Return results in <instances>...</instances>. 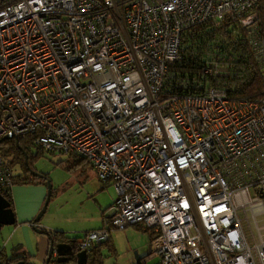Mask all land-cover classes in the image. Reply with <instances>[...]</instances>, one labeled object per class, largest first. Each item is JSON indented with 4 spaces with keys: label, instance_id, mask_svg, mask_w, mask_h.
<instances>
[{
    "label": "built area",
    "instance_id": "obj_1",
    "mask_svg": "<svg viewBox=\"0 0 264 264\" xmlns=\"http://www.w3.org/2000/svg\"><path fill=\"white\" fill-rule=\"evenodd\" d=\"M254 2L0 0V137L84 157L114 190L77 249L139 224L153 264H264V236L249 241L237 214L264 211V87L256 99L216 85L161 95L181 33L226 13L264 65ZM11 175L0 154V186Z\"/></svg>",
    "mask_w": 264,
    "mask_h": 264
},
{
    "label": "trees",
    "instance_id": "obj_2",
    "mask_svg": "<svg viewBox=\"0 0 264 264\" xmlns=\"http://www.w3.org/2000/svg\"><path fill=\"white\" fill-rule=\"evenodd\" d=\"M249 11L256 14V30L264 39V0H255ZM239 17L240 15L236 13H226L220 20H207L195 24L181 33L179 45L181 59L169 65L168 76L162 83V96L173 91L198 93L207 85H216L222 88L231 98L256 99L260 96L264 87L261 65L250 50L249 31L239 24ZM208 67L216 68L215 73H205L204 69ZM31 138L32 136L28 135H17L0 140V154L5 156L7 161L18 163L20 167L18 173L11 175V183L40 181V178L26 172L24 164V153L28 165H31V162L37 157L38 151H40L38 148L35 153L31 152L32 146L37 148ZM69 155L73 156V154ZM80 158L78 159L80 160ZM71 164L69 162V165ZM43 174L46 176L45 172ZM0 194L9 202L11 208L9 187L0 186ZM139 226L147 232L149 237V230ZM44 232L50 240H61V237H64L74 247L73 239L64 236L62 231L44 230ZM89 254L94 258L98 256L97 252H93V250ZM2 257L0 264H9L20 256L14 255L4 258L5 256L2 255ZM54 264L59 263L54 262Z\"/></svg>",
    "mask_w": 264,
    "mask_h": 264
},
{
    "label": "rangeland",
    "instance_id": "obj_3",
    "mask_svg": "<svg viewBox=\"0 0 264 264\" xmlns=\"http://www.w3.org/2000/svg\"><path fill=\"white\" fill-rule=\"evenodd\" d=\"M260 70L264 74V65L260 66ZM36 151L37 149L32 146L31 152L35 153ZM69 162H72L71 157L68 159L63 153L38 151L37 157L34 159L33 167L45 172L51 185L50 192L52 189V194L41 215V220L51 221L58 226L65 227L67 234L74 235L83 229L101 225V216L100 210H97L91 202L92 198L88 199L86 197L87 193L90 194L93 192V189L89 187L88 183L90 179L84 182L82 181L83 177L86 176L92 177L93 181L96 180L90 165L87 162H83L82 165L78 164L73 168L70 165V167L66 168ZM11 166L13 172L18 173V163L13 162ZM43 184L45 186V182ZM106 188L111 187L107 186ZM102 195L105 198V195ZM249 210L250 207L245 205L244 208H238L237 214L242 218L241 226L247 239L255 242L257 241L256 224L252 222L253 217ZM254 217L258 224L264 223V215L257 210L255 211ZM250 218H252V221ZM11 227H13L12 224L0 226V240H8L11 234ZM250 230L252 231L253 238H251L252 234ZM262 233L264 235V230ZM14 237L15 234L7 242V245H5L7 252H9L10 242L14 240ZM110 239L115 250L109 251L105 247H102L101 253L104 263L133 264L135 261L134 252L141 256L142 261L144 259L143 255L148 251L147 232L142 230L139 225L128 224L121 228H112L110 230ZM155 261L156 257H149L139 264H153ZM38 262L41 264L43 260L41 259Z\"/></svg>",
    "mask_w": 264,
    "mask_h": 264
},
{
    "label": "crops",
    "instance_id": "obj_4",
    "mask_svg": "<svg viewBox=\"0 0 264 264\" xmlns=\"http://www.w3.org/2000/svg\"><path fill=\"white\" fill-rule=\"evenodd\" d=\"M36 147H37L36 149L38 150L39 147L38 146H36ZM42 151H47V150H43L40 148V152H42ZM47 152L54 153L51 151H47ZM63 154L66 155V157L68 159H69V157H71L72 168L75 165H78V164L82 165L83 162H87V160L84 157H82V158H84L85 160L81 159L80 158L81 156L78 157L79 155H77V154H74V153H63ZM69 154H73V156L69 155ZM78 158H80V160ZM26 161H27V159H26ZM8 162H9V164L12 165V163L9 160H8ZM33 163H34V161L31 162V166H33ZM27 165H28V163H27ZM28 166L31 169H33V167H31L30 165H28ZM68 167H70V165ZM68 167H66V168H68ZM90 167H91V165H90ZM91 169H92V167H91ZM33 170L41 173L44 177L36 176V177L40 178L39 179L40 181L33 182V183H30V182H28V183H15V182L11 183L10 182V184L8 186L11 201H12L11 210L13 211L15 219H14V222L12 223L13 227H11V230H10L11 234H10L8 240H4V241H3V239L0 240V262H1V258H3L2 255L5 256L4 258L9 257V256L18 255L20 257H18V259L12 260L11 262L17 261V260H22L23 264H25V263H27V264H39L38 261L41 259L44 260L45 255L47 253L49 238L47 237V235L44 232H41V231L38 232L36 230H33L32 225H31L32 218L35 216V214L39 210V208L42 204V201L44 199V196H45L46 184L44 186L43 183L45 182L44 179L47 178V176H45L43 174L44 172L42 170H38L35 167ZM18 171H20V167L18 168ZM92 171L94 173V177L96 180L93 181L92 177L86 176V177H83L82 181L84 182L85 180L90 179V181L88 183H89V187L93 189V192H91L90 194L87 193L86 197L88 199L92 198L91 202L93 203V205L96 207L97 210H100V216H101L100 224L102 225V216H103V214H105L106 208H108L110 206V204L112 203V201L114 199V190H113V187L111 186L110 183L101 182L99 180V178L97 177V175L95 174L93 169H92ZM26 172L30 173L27 170V168H26ZM13 174H14V172L12 170V175ZM107 186H110L111 188H106ZM102 194L105 195V198H103ZM49 197H50V195H49ZM249 211L252 214L251 210H249ZM258 212H260L264 215V211L260 210ZM41 215L39 216V218L35 222V226H37V228H40L43 230L62 231L64 236H69L72 239L74 236H76L77 234L80 233L79 232V233L74 234V235L73 234L69 235L65 232V230H67V229H65V227L58 226L51 221L41 220L42 219ZM238 217L240 219V225H241L242 218L239 215H238ZM250 220L252 221V218H250ZM252 222L254 224H256L255 228H256L257 240H258L259 236H264L262 233V231L264 230V223L258 224L256 222V219L254 216H253ZM5 225H10V224H5ZM101 225H99L97 227L83 229L82 231L93 229V228H99ZM113 228H115V227H113ZM241 229H242V226H241ZM16 231H18V232H16ZM242 232H243V230H242ZM250 232L252 234L251 230H250ZM14 234H15V237L13 238L14 240L12 242H10L9 252H7L5 250V245H7V242L10 241V239L12 238V236ZM244 235H245V233H244ZM251 238H253V234H252ZM56 241L69 242L70 243V241H68L64 237H61V240L57 239ZM102 247H105L109 251L115 250L114 245L112 244L111 239H110V231H109V239H107V240H105L99 244H93V245H91V247L88 250H85V252L87 254V261L89 263L96 264L95 260L97 259L98 261H100L99 262L100 264H112V263H104L103 262V259H102L103 255L101 253ZM74 248H76L75 244H74ZM92 250H93V252H97L98 256L95 257L96 259L94 258V256H91V254H89V252H91ZM135 253L136 252H134V254ZM49 260H48L47 264H54V262L59 263L55 260V254L54 253H53V255H51ZM137 260L138 261L136 262V260H135L133 264H139V263L145 261V259L141 261V256H139L138 254H137ZM11 262H9V263H11ZM41 264H43V262H41ZM59 264H61V263H59Z\"/></svg>",
    "mask_w": 264,
    "mask_h": 264
},
{
    "label": "water",
    "instance_id": "obj_5",
    "mask_svg": "<svg viewBox=\"0 0 264 264\" xmlns=\"http://www.w3.org/2000/svg\"><path fill=\"white\" fill-rule=\"evenodd\" d=\"M7 137H9V136H7V135L2 136V137H0V140L3 138H7ZM23 158H24V164L26 165L27 170L32 175L44 177L41 173L31 169L27 165L25 153H24ZM44 180H45V184H46L45 196H44V199L42 201V204H41L39 210L37 211L35 216L32 218V222H31L32 229L36 230L38 232H40V231L44 232L43 229L37 228V226H35V222L37 221L39 216L43 213V211L46 207V204L48 202L49 195H50V188H51L49 179L45 178ZM14 219H15L14 214H13V211L11 210V208L9 207V202L0 194V225L12 224L14 222ZM47 237L49 238L48 235H47ZM53 253L55 254V260L61 264H91L87 261V254H86L85 250L76 249L69 242H62V241H56L55 242L53 240H50V238H49L48 249H47V253L45 255V258L43 260V264L48 263V260L50 259L51 255H53ZM134 256H135V260L137 262L138 261L137 260V254L135 253ZM9 264H23V261L17 260V261H13Z\"/></svg>",
    "mask_w": 264,
    "mask_h": 264
},
{
    "label": "bare ground",
    "instance_id": "obj_6",
    "mask_svg": "<svg viewBox=\"0 0 264 264\" xmlns=\"http://www.w3.org/2000/svg\"><path fill=\"white\" fill-rule=\"evenodd\" d=\"M255 209H256L257 211H260V210H261V209H259L257 206H251V207H250V210H251V212H252V217H253L254 214H255V211H256Z\"/></svg>",
    "mask_w": 264,
    "mask_h": 264
},
{
    "label": "flooded vegetation",
    "instance_id": "obj_7",
    "mask_svg": "<svg viewBox=\"0 0 264 264\" xmlns=\"http://www.w3.org/2000/svg\"><path fill=\"white\" fill-rule=\"evenodd\" d=\"M31 166V165H30ZM31 167H33V166H31ZM33 169H34V167H33ZM96 259V258H95ZM95 262H96V264L98 263V264H100L99 262L100 261H98L97 259L95 260Z\"/></svg>",
    "mask_w": 264,
    "mask_h": 264
}]
</instances>
